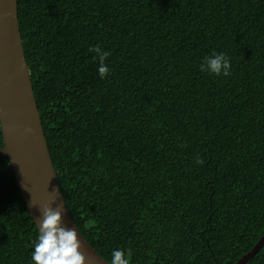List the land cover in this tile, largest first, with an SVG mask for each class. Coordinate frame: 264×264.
Segmentation results:
<instances>
[{"label":"trees","instance_id":"trees-1","mask_svg":"<svg viewBox=\"0 0 264 264\" xmlns=\"http://www.w3.org/2000/svg\"><path fill=\"white\" fill-rule=\"evenodd\" d=\"M17 16L59 190L88 245L108 264L116 249L129 264L248 254L264 236V0H17ZM213 53L229 76L200 71ZM36 233L0 154V264H32ZM244 264H264V245Z\"/></svg>","mask_w":264,"mask_h":264},{"label":"water","instance_id":"water-1","mask_svg":"<svg viewBox=\"0 0 264 264\" xmlns=\"http://www.w3.org/2000/svg\"><path fill=\"white\" fill-rule=\"evenodd\" d=\"M0 129L3 138L0 154L9 161L36 228L46 205L62 212L64 227L76 228L61 196L43 134L22 48L17 0H0ZM77 232L85 264H108ZM263 245L264 236L236 264L246 263Z\"/></svg>","mask_w":264,"mask_h":264},{"label":"clouds","instance_id":"clouds-1","mask_svg":"<svg viewBox=\"0 0 264 264\" xmlns=\"http://www.w3.org/2000/svg\"><path fill=\"white\" fill-rule=\"evenodd\" d=\"M99 61L97 69L101 79L109 73L105 63L109 53L99 46L91 48ZM200 71L215 76L227 77L231 74V62L223 53L206 56L200 64ZM197 163L200 160L197 159ZM81 242L76 228H67L62 224V212L51 207L42 208V218L37 224V233L33 241L30 259L32 264H85V256L80 251ZM111 264H129L125 252L116 249L111 253Z\"/></svg>","mask_w":264,"mask_h":264}]
</instances>
